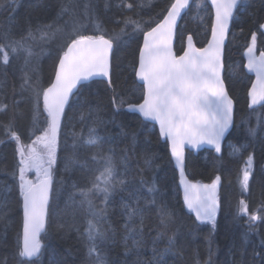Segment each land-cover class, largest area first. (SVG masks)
<instances>
[{
	"label": "snow or ice",
	"instance_id": "obj_1",
	"mask_svg": "<svg viewBox=\"0 0 264 264\" xmlns=\"http://www.w3.org/2000/svg\"><path fill=\"white\" fill-rule=\"evenodd\" d=\"M242 2L244 0H168L159 12L145 20L141 11L146 4H151V0H60L55 18L47 24L33 26L28 22L19 35L11 27L0 28V66L8 68L13 60L21 61L17 69L20 83L18 87H12L11 105L0 102V114L8 115L6 123L0 121L5 137L0 138V144L15 145L11 175L22 212L15 236L16 256L20 264H36L42 255L43 237L57 199L56 186L64 183L63 177L57 180L61 160H64L66 173L80 163L75 153L60 156L63 130L69 125L73 128L70 135L74 149L81 144L100 148L103 143V137L97 134L95 127L88 129L86 138L83 131L76 132L73 118L69 116L79 103L82 89L96 78L106 81L112 92L111 104L115 112L126 108L142 121L151 122L153 129L158 128V136L166 142L170 159L178 172L184 206L194 214L195 222L211 224L215 229L221 206L222 177L216 174L210 183L190 179L185 150L186 147L199 149L207 145L220 154L222 142L231 134L234 100L225 83L226 41ZM15 4L16 0H0V9ZM34 7L41 5L37 2ZM193 8L196 10L195 18L200 19L202 24L203 18L199 13H208L206 41L202 46H197L196 33L180 31L179 21ZM113 9L115 12L108 19L119 27L109 30L103 26L101 12ZM254 26L256 30L250 31L242 45L241 63L233 69L234 72L246 69L248 73H255V80L251 81L247 93L249 109L264 106V23L257 22ZM140 37L142 43L137 45L138 54L128 65L134 83L139 85L138 102L132 103L123 92L118 91L113 77L120 67L117 53L122 42L125 38L139 40ZM57 41L56 56L45 86L40 59L46 46ZM37 48L39 51H36ZM2 75L7 87V71ZM3 91L0 88V92ZM17 96L20 99H16ZM84 103L87 104V101ZM22 104H26L27 108L21 109ZM25 119L29 122L27 142L18 130V121ZM85 119V112L81 110L80 123ZM249 131L256 134L254 128ZM242 147L247 151V146ZM112 151L109 149V153ZM232 153H241V147L233 145ZM90 159L99 167L90 169L93 172L88 181L90 187L73 183L76 189L74 196L79 195L80 199L76 201L72 198L71 207L73 214L76 210L86 209L90 217L84 221L82 233L88 245V259L92 264H107L103 246L113 234L111 227L105 226L107 206L117 189L127 186V181L121 178L127 175V171L121 173L118 170L112 154L101 151ZM127 159L125 155L124 160ZM145 163L151 165L152 158L146 157ZM81 167L89 168L87 158ZM255 175V155L249 152L243 158L237 175L242 195L250 192ZM260 175L264 182V166L260 168ZM141 183L149 184L143 178ZM147 190L149 193L157 191L155 178ZM93 197L101 198L99 205L94 203ZM151 203L155 204V201ZM123 208L129 221L142 212L138 204L124 203ZM159 215L164 226L172 221L173 213L166 207L159 210ZM244 216L247 217L249 233L256 231L257 221H264V215L249 213L247 201L240 199L236 217ZM5 218V214L0 213V221ZM125 228L128 232L126 250L129 238L134 246H138L140 241L135 239L137 229L129 228L127 224ZM169 239L171 243L174 237ZM206 264H211L210 259Z\"/></svg>",
	"mask_w": 264,
	"mask_h": 264
},
{
	"label": "trees",
	"instance_id": "obj_2",
	"mask_svg": "<svg viewBox=\"0 0 264 264\" xmlns=\"http://www.w3.org/2000/svg\"><path fill=\"white\" fill-rule=\"evenodd\" d=\"M37 2L41 7H34ZM59 2L60 0H16L15 5H5L1 9L0 28L11 27L17 33L22 32L28 22L34 25L37 21L48 20L53 15L54 19L55 9L59 8ZM167 2L168 0H151V4H146L141 11V16L148 20L156 12H159ZM114 12L115 9L107 13L101 12L103 26L109 30L119 27L108 19ZM205 12L206 19L203 24L200 19L195 18V8L180 23L181 32L196 33L198 46H202V43L206 41L205 27L209 23V19L207 11H203V15ZM239 14L230 33L225 60L227 86L237 104L236 125L228 138L236 143L244 142L243 145L247 146V151L242 149L240 156L231 158L226 156V151L220 157L216 156L213 151L206 150L198 155L189 153L187 160V172L189 176L190 174L196 175L191 176L195 180L208 182L216 174H220L222 177L223 204L217 216L216 230H213L208 223L195 222L194 215L184 206L178 188V173L170 159L166 142H163L158 136V129H153V124L142 121L139 116L126 112L124 109L119 113L115 112L111 104L112 92L108 89L106 81L94 80L88 83V87L82 89L79 103L69 113V116L73 118L72 123L76 125L75 131H83L86 136L88 129L95 127L97 134L104 140L101 145L103 154L105 152L111 154L112 152L109 153L108 149L114 150L116 158L121 163V172L127 171L125 180L129 190H124L122 194L115 193L112 197V205L110 207L108 205L110 223L106 224V227L110 226L113 234L112 239L103 246V252L104 248L108 246L111 254V257L105 255L107 264H142L143 260V264H147L148 261L151 263L159 261V264H198V262L206 264L209 259L211 264H264V249L257 251L250 246L255 235L259 233L264 236V221L256 222L255 227L260 230L249 233L246 216L237 218L241 222L239 225L234 219L240 199L247 201L249 213L257 212L259 215H264V211H260L264 209V182L261 181L260 175V168L264 166V122L259 130L257 126L260 122L256 120L257 114H254L256 112L252 113L246 110L248 78L243 69L238 70L241 76L240 83H236L231 75L233 65L241 63L242 45L245 39L249 36L250 31L255 29L254 25L264 17V3L260 4L259 2ZM51 21L49 20V22ZM241 29H243V35H241ZM128 31L130 32L131 29ZM58 42L46 46L45 52L41 56L40 69L44 81L48 79ZM138 43H142V37L139 40L125 38L122 42L117 53L120 67L116 69V75L113 77L118 91L123 92L132 103L138 102L139 85L134 83L128 65L138 54ZM176 46L179 49V42ZM36 51L39 49L37 48ZM7 79L9 86L6 89L5 103L11 105L12 87L13 85L18 87L20 80L16 73H10ZM16 99H20V97L17 96ZM84 101H87V104ZM20 107L26 109L27 105L22 104ZM81 110L86 115L83 123L79 121ZM261 110L264 111V106ZM249 114H252L251 118H248ZM239 118L240 120L248 119V123L239 124ZM7 119L8 115L0 114V121L6 123ZM28 125L26 119L18 121V130L25 142H27ZM250 128L256 129L255 135L250 133ZM72 131L71 125L63 130V133L67 135L62 134L61 136V157L74 153L73 140L70 135ZM0 138H5L3 129H0ZM14 147V143L0 144V213L5 214L6 217L4 221H0V264L4 261L6 264H20L19 258L16 256L15 236L20 226L22 212L11 175ZM105 148L108 149L105 151ZM84 149L85 151L79 155H83V158L89 160L90 156L95 153L88 152L90 149ZM249 152L255 155V179L251 183L249 193L242 195L240 190V198L236 202L238 189H240L237 182L238 171L242 167L243 158ZM125 155L128 157L126 161L124 160ZM146 157L152 158L151 165L145 163ZM88 174V170L86 171L80 164L73 165L66 173L64 160H61L57 180L59 181L63 177L64 183H58L56 186L58 192L54 211L47 233L43 237L42 255L36 264H92L87 257V241L82 235L84 221L90 217L87 216L86 209L76 210L73 214V208L67 200L65 201L67 196L79 201V195L74 196L76 191L71 182L77 180L76 182L81 186L89 181ZM154 174H156L154 178L157 191L149 193L147 188L150 186L151 176ZM142 178L149 184H142ZM9 189L12 190L9 191ZM153 200L155 204L151 203ZM124 203L133 206L138 204L142 212L129 221L123 208ZM163 207L173 213L172 221L167 226L161 223L159 215V210ZM126 224L129 228L137 229L135 239L140 241L138 246H134L132 239L129 238L127 250L125 248V237L128 236ZM170 237H174L171 243Z\"/></svg>",
	"mask_w": 264,
	"mask_h": 264
},
{
	"label": "rangeland",
	"instance_id": "obj_3",
	"mask_svg": "<svg viewBox=\"0 0 264 264\" xmlns=\"http://www.w3.org/2000/svg\"><path fill=\"white\" fill-rule=\"evenodd\" d=\"M0 11H1V9H0ZM57 11H58V8H56L55 9V13H57ZM54 13V14H55ZM54 16V15H53ZM53 16L50 18V19H48V20H43V21H41V20H39V21H37V23L36 24H32L33 26H35V25H38V24H45L46 22H49V20L51 21L52 19H53ZM195 16H196V14H195ZM199 16L200 17H202L203 18V23H205V17H206V12L204 13V15H203V11H201L200 13H199ZM27 27V24L25 25V27H24V29ZM23 29V30H24ZM22 31V30H21ZM22 32H17L16 34L17 35H19V34H21ZM19 63H21V61H17V60H13L12 61V65L10 66V67H8V68H4L3 66H0V88H3L4 89V91L3 92H0V101H2L3 103H5L6 102V100L5 99H7L6 97V89H7V87L9 86V81H8V79L6 80V84H7V87H5V78H4V76L2 75V73L4 72V71H7V77H8V75L10 74V73H16L17 75H18V77L20 76V73H19V71L17 70L18 69V65H19ZM237 64H240L239 62L238 63H235L234 65H233V69L235 68V66L237 65ZM41 75H42V72H41ZM231 75H233V79L235 80V82L236 83H240L241 82V76H240V74H239V71H236V72H234L233 70H232V74ZM43 77V76H42ZM45 84H46V81H45ZM252 113H254V112H252ZM255 115L257 114V116L258 117H256V120L258 121V118H259V122H260V124L257 126L258 128H259V130H260V128H261V125H262V123L264 122V111L263 110H261L260 112H257L256 111V113H254ZM259 114V115H258ZM137 115V114H136ZM251 115L252 114H249L248 115V118H251ZM138 116V115H137ZM239 120H240V118H239ZM244 122V124L246 123H248V119H241L240 121H239V124H242ZM28 124H29V122H28ZM29 126V125H28ZM239 126H242V125H239ZM246 127V126H245ZM87 137V135L85 136V138ZM161 139V138H160ZM162 140V139H161ZM104 141V140H103ZM163 141V140H162ZM232 139H229L228 137H227V139H226V142L224 143V149H223V153H224V151H226V156H228V157H231V158H235V157H238V156H240L241 154H242V149H243V147H242V145H243V143L244 142H242V143H236L235 141H233ZM72 145V144H71ZM236 146V147H241V153H236V154H233L232 153V146ZM244 146V145H243ZM72 148H73V146H72ZM84 148H86V150L87 149H90V151L88 150V152H91V151H93L94 153H97V152H103V150H102V148L100 147V148H95V147H88V146H84V145H77V147L74 149L73 148V152L76 154V159L80 162V163H78V164H82L84 161H85V157L83 158V155H79V153H82L83 151H85V149ZM104 149V148H103ZM106 149H108V148H105V151H106ZM109 150V149H108ZM105 154H108L107 152H105ZM113 156H114V160L116 161V163H117V165H118V170L121 172V166H120V162H119V160H118V158H116V156H115V152H114V150L112 151V153H111ZM223 155V154H222ZM87 157V156H86ZM91 157V156H90ZM90 160V161H89ZM89 160H87V163H88V165H89V168L88 169H86V171L88 170V172H89V174H88V178H89V180H90V178H91V176L93 175V172L90 170V169H96V168H98L99 167V165H96V164H93L92 163V161H91V159H89ZM14 163H15V159H14V161H13V166H14ZM13 166H12V170H11V172L13 171ZM121 173H123V171L121 172ZM156 174H154L153 176H151V178L153 179L154 178V176H155ZM193 177V176H196V175H194V174H190V177ZM124 179H125V176H122ZM121 177V178H122ZM191 177V179H193V180H195L194 178H192ZM58 178V177H57ZM76 179V178H75ZM77 181V180H76ZM75 180H73V182H71V185H73V183H77ZM196 181H201V180H199V179H197ZM203 182H206V181H203ZM130 183V182H129ZM85 186H88V187H90V184L88 183V181H86L85 183H83V184H81V187H85ZM221 187H222V184H221ZM124 190H129V188H128V186H126V187H123V188H119V189H117V191H116V193H118V194H122V192L124 191ZM180 190V189H179ZM75 191H76V189H75ZM181 194V193H180ZM239 195H240V189H238V198H236V202H237V200L240 198L239 197ZM182 198V197H181ZM71 197H66L65 198V201L67 200V202L71 205ZM100 199L101 198H97V197H93V200H94V203L95 204H97V205H99L100 204ZM220 199H221V208H222V204H223V196H222V192L220 191ZM112 200H113V198H112ZM235 202V203H236ZM112 205V202L109 204V207ZM109 207L107 206V220H106V223H105V226H106V224H108V223H110V215L108 214V209H109ZM234 218V217H233ZM235 221H236V223H237V225H239V224H241V222L239 221V220H237V217H236V214H235ZM51 222V221H50ZM49 222V223H50ZM49 225V224H48ZM211 225V224H210ZM211 227H212V225H211ZM213 228V227H212ZM140 229H141V227H140ZM217 229V222H216V226H215V229H213V230H216ZM259 228H256V230H258ZM260 230V229H259ZM255 232H257V231H255ZM259 235V236H258ZM258 235H255L256 237L255 238H253L252 239V243L250 244V246H252V248H254L255 250H262V249H264V243H262L263 242V235H260L259 233H258ZM258 237V238H257ZM252 238V237H251ZM208 242H209V240H207ZM43 243H44V240H43ZM108 247V246H107ZM107 247H105L104 248V254L106 255L107 254V256H110L111 257V254H110V252H109V250H108V248ZM264 253V252H263ZM264 255V254H263ZM110 260V259H109ZM143 263H144V260H143ZM142 263V264H143ZM147 264H157L156 262H154V263H151V262H149L148 261V263Z\"/></svg>",
	"mask_w": 264,
	"mask_h": 264
},
{
	"label": "flooded vegetation",
	"instance_id": "obj_4",
	"mask_svg": "<svg viewBox=\"0 0 264 264\" xmlns=\"http://www.w3.org/2000/svg\"><path fill=\"white\" fill-rule=\"evenodd\" d=\"M258 1V2H257ZM244 0V2H242L240 5H239V10L236 12V14H235V19H234V22L232 23V25H231V31H232V28H233V25H234V23H235V21L236 20H238V16L240 15L239 13L240 12H243V10L244 9H250L252 6H254L255 4H257V3H259L260 2V4H262V3H264V0ZM252 2V3H251ZM259 23H264V17L259 21ZM236 30V29H235ZM256 30V28L255 29H253L252 31H255ZM230 37V36H229ZM228 42H229V39H228ZM246 62V61H245ZM226 69H227V66H226V63H225V72H224V75H225V73H226ZM243 71H244V73L246 74V76H247V78H248V82L246 83L247 84V87H246V91H247V93H248V89L250 88V86H251V81H254V76L253 75H251L250 73H248L247 72V70L246 69H243ZM225 83H226V86H227V80H226V78H225ZM227 88H228V86H227ZM228 91H229V89H228ZM230 93V92H229ZM231 95V94H230ZM233 98V97H232ZM234 99V98H233ZM234 101H235V99H234ZM248 104H249V101H248V96H247V111H251V112H259L261 109H262V106H258V107H255L254 109H249V106H248ZM235 105H236V109H237V104H236V102H235ZM126 112H128L127 110H126V108L124 109ZM134 114V113H133ZM236 110H235V124H234V126L236 125ZM208 151H212V150H208ZM214 152V151H213ZM215 153V152H214ZM193 154V153H192ZM199 154V153H198ZM198 154H196V155H198ZM223 154V153H222ZM195 155V154H194ZM215 155L216 156H218V154H216L215 153ZM222 155H220V157H221Z\"/></svg>",
	"mask_w": 264,
	"mask_h": 264
},
{
	"label": "water",
	"instance_id": "obj_5",
	"mask_svg": "<svg viewBox=\"0 0 264 264\" xmlns=\"http://www.w3.org/2000/svg\"><path fill=\"white\" fill-rule=\"evenodd\" d=\"M181 23V21H179V24ZM228 43V41H226V44ZM198 46V45H197ZM251 75H253L254 76V80H255V73H250ZM94 80H103V79H100V78H96V79H94ZM93 80V81H94ZM89 82H91V81H89ZM89 82H87V83H89ZM230 94V93H229ZM234 100V99H233ZM258 106H261V105H257V106H254V108L255 107H258ZM235 110H236V105H235V101H234V115H233V120H234V123H233V127L230 129V132L232 131V129L234 128V124H235ZM149 123H151V122H149ZM158 129V128H157ZM229 135H227L226 136V139H227V137H228ZM226 139L222 142V149H223V145H224V143H225V141H226ZM163 140V139H162ZM164 141V140H163ZM165 142V141H164ZM204 149H211V150H214L213 148H211L210 146H207V145H205V146H202V147H200L199 149H193V148H188V147H186V150H185V154H186V157H187V153H188V151H192L194 154H198L200 151H202V150H204ZM215 151V150H214ZM216 153V152H215ZM222 153V152H221ZM220 153V154H221ZM217 154V153H216ZM220 154H218V155H220ZM202 183H210V182H202ZM179 189H180V193H181V197H182V200H183V193H182V189L179 187ZM221 189V188H220ZM187 209V208H186ZM220 209H221V206H220ZM220 211V210H219ZM193 214V213H192ZM194 215V214H193Z\"/></svg>",
	"mask_w": 264,
	"mask_h": 264
},
{
	"label": "bare ground",
	"instance_id": "obj_6",
	"mask_svg": "<svg viewBox=\"0 0 264 264\" xmlns=\"http://www.w3.org/2000/svg\"><path fill=\"white\" fill-rule=\"evenodd\" d=\"M0 102H2V101H0Z\"/></svg>",
	"mask_w": 264,
	"mask_h": 264
}]
</instances>
